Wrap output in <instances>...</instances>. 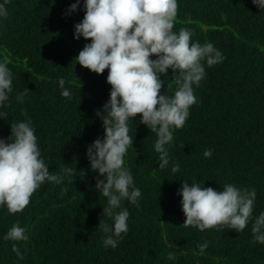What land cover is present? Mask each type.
I'll use <instances>...</instances> for the list:
<instances>
[{"label": "trees", "instance_id": "16d2710c", "mask_svg": "<svg viewBox=\"0 0 264 264\" xmlns=\"http://www.w3.org/2000/svg\"><path fill=\"white\" fill-rule=\"evenodd\" d=\"M74 2L9 0L8 15L0 18V61L14 74L13 91L0 108L7 114L0 118V137L10 135L11 123L30 119L51 172L70 167L85 173L73 182L46 181L21 212L0 207V264H264V244L255 242L251 231L264 211V9L252 0H177L173 31L189 29L192 41L211 42L224 60L212 67L202 61L206 75L193 86L198 102L190 106L184 126L172 130L166 147L170 163L180 165L177 173L158 167L157 136L140 123L142 114L129 120L133 145L124 166L142 195L138 207L122 201L130 213L128 232L113 249L102 243L106 234L99 221H112L103 213L107 199L95 188L99 173L86 156V146L104 136L96 111L109 99L111 85L107 68L97 74L76 63L90 38L74 39V24L84 16L83 0L68 14ZM61 77L71 99L60 95ZM160 79V94L172 95V69ZM21 93L22 102L16 99ZM206 149L212 150L209 158ZM182 181L214 190L225 184L254 188L246 227L239 232L220 225L204 231L185 227L178 195ZM13 224L26 228L27 241L3 238ZM205 241L208 247L200 255L197 246ZM170 252L174 260L168 259Z\"/></svg>", "mask_w": 264, "mask_h": 264}, {"label": "clouds", "instance_id": "9594fccd", "mask_svg": "<svg viewBox=\"0 0 264 264\" xmlns=\"http://www.w3.org/2000/svg\"><path fill=\"white\" fill-rule=\"evenodd\" d=\"M9 0L0 3V18L6 17L5 7ZM264 9V0H252ZM80 0L68 7V14L78 10ZM84 16L74 24V39L85 40L82 50L75 56L76 63L101 74L108 69L107 83L111 85L109 99L97 110L96 115L103 122L104 136L96 138L86 146L90 169L98 172L95 188L107 199L103 213L112 223L100 220L98 227L105 233L103 246L113 249L128 232L129 211L122 208V201L139 206L142 193L134 184L131 171L124 166V156L133 136L129 135L128 122L140 116V123L146 125L157 136L154 144L159 153V168L170 166L172 173L180 165L170 163L166 145L173 140V129L182 128L189 116V108L197 103L194 85L199 86L205 77L206 62L212 67L224 60V56L211 42L201 44L192 41V32L187 28L173 31L177 15V0H83ZM155 55V59L150 58ZM172 69L176 88L172 95L160 94L164 81L160 79ZM180 73L176 76V73ZM13 72L7 63L0 61V108L6 107L13 91ZM62 97L71 99L72 92L65 87L64 78H58ZM24 93L16 99L23 101ZM7 114L0 111V118ZM212 155L211 149L203 153ZM83 172L64 167L60 172H51L41 148L37 143L36 129L30 119L11 123L10 135L0 137V207L8 213L23 211L30 203L33 193L42 184H61ZM102 177V178H101ZM178 189L181 209L186 217L183 225L200 231L218 225L227 229L242 231L252 216L256 190H241L232 184L223 185L222 190L203 187V184L182 181ZM253 239L264 244V211L255 217L252 224ZM8 241H27L26 228L13 224L3 237ZM208 247L205 241L197 246L203 255ZM12 251L23 259L16 243ZM194 254H196L194 252ZM168 259L174 260L173 253Z\"/></svg>", "mask_w": 264, "mask_h": 264}]
</instances>
